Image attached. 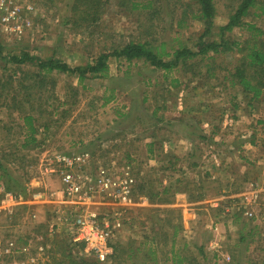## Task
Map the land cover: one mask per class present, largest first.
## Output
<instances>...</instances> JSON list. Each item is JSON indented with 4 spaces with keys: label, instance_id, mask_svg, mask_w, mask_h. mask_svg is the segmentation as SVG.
<instances>
[{
    "label": "rangeland",
    "instance_id": "obj_1",
    "mask_svg": "<svg viewBox=\"0 0 264 264\" xmlns=\"http://www.w3.org/2000/svg\"><path fill=\"white\" fill-rule=\"evenodd\" d=\"M235 1L218 0L216 27L227 23ZM74 3V0H18L21 15L29 25L18 36L0 34L5 57L0 58V75L31 84L32 99L31 104L24 102L21 107L20 102L28 97L25 90L19 95L12 93L20 97L13 99L14 103L11 97L5 102L7 98H1L0 162L6 174L20 179L26 190H55L59 188V179L44 171L46 162L56 153L90 152L102 164L115 161L121 170L129 167L137 184L142 180L155 182L161 177L163 186L170 185L173 189L162 202L152 200L150 193H141L137 185V205L132 213L136 222L132 229L128 227L131 215L116 233L113 245L119 233L124 241H128L125 235L137 239L134 247L147 242L150 237L143 236L144 230L150 229L156 216L152 214L145 227L140 222L146 221L147 214L154 209L176 208L186 224L179 235L181 245L186 242L195 252V246H204L209 264H264V99L249 106L248 98L222 79L227 72L219 70L211 79L183 71L165 75L142 61L128 63L111 58L106 78H88L81 83L77 75L55 72L40 84L36 65L17 66L8 61L12 55L28 53L41 59L58 57L71 67L85 65L138 33L137 16L125 11L118 0H107L100 7L96 23L76 21ZM248 20L264 29V16ZM188 24L177 28L178 32L175 26L174 30L169 26L163 35L160 31L157 36L164 37L170 46L192 45L202 31V24L196 21ZM231 35L243 39L245 33L237 29ZM214 37L217 38L215 34ZM233 59L234 55H230L218 62L228 64ZM174 79H179L181 85L174 86ZM11 87L17 89L18 85ZM164 94H168L165 100ZM107 99L112 100L106 103ZM233 104L240 109L236 111ZM159 105L167 110H158L153 116ZM25 113L35 116L38 142L22 149L17 144L21 146L28 133L23 120ZM161 116L164 119L159 121ZM214 134H220L222 145H218V140L209 141L208 136L213 138ZM202 135L207 139L203 141ZM151 141L156 152L153 156L148 146ZM191 144L193 157L188 155ZM171 162H177L176 166ZM168 166L171 169L165 168ZM179 178L185 180L182 185L178 184ZM6 181L0 170V182L5 188ZM199 183H204L205 189H197ZM218 207L222 210H217ZM46 210L44 207L39 210L38 223L33 222L27 207H22L11 220L0 217V235L31 249L28 254L6 257L1 264L66 262L55 246L60 239L71 244L73 257L112 264V259L101 263L86 253L82 244H72L63 227L49 236L43 225L44 217L49 215ZM235 211L242 213L241 222L234 221ZM148 243L145 250L150 246ZM248 253L255 259L249 261ZM152 259L153 255L142 254L127 264H153ZM157 259L165 264L162 253Z\"/></svg>",
    "mask_w": 264,
    "mask_h": 264
},
{
    "label": "trees",
    "instance_id": "obj_2",
    "mask_svg": "<svg viewBox=\"0 0 264 264\" xmlns=\"http://www.w3.org/2000/svg\"><path fill=\"white\" fill-rule=\"evenodd\" d=\"M74 1L72 10L76 21H92L96 23L95 21L100 14V7L107 0ZM118 2L129 14L137 16V35L130 36L128 40H125L124 43L117 47H113L111 51H103L95 59L85 63V65L71 67L58 57L52 56L41 59L30 56L28 53L12 55L8 61L17 66L27 63L36 65L38 67L37 76L41 79L40 84H44L43 82L46 81L48 75L54 74L55 72L57 74L77 75L81 83L88 78H106L109 75V59L111 58L121 59L128 63L142 61L154 71H162L165 75H169L175 71H183L185 73L190 72L194 76L200 75L206 79H211L217 76V70H219L225 73L227 72V76H224L222 79L228 81L233 89H238L240 94L247 97L249 106L261 102L264 99V29L259 27L254 21L248 20V18L256 19L264 16V0H236L228 14L227 23L219 27H216L218 0H118ZM166 17L169 18V21ZM167 21L168 23H166ZM192 21L202 24V31L198 33V37L193 41L192 45L180 44L170 46L164 37H160L165 33L167 27L170 26L174 30L175 26L176 32H178L177 28L179 30L185 28L189 25L188 22ZM237 29L245 33L243 39L231 35ZM160 31L161 33L159 34L161 35L157 36V33ZM173 32L175 33V31ZM214 34L217 36L216 39ZM171 39L172 41H176L175 37ZM230 55H234L232 62L228 64H224V60H222L223 63L218 62L219 59ZM0 58H5L1 44ZM229 65L230 67H228ZM173 82L176 87L182 83L179 79H174ZM17 85V89L16 87L11 89V86ZM30 85L19 79L16 80L14 77L4 78L0 75V104L2 97L7 98L4 102L10 97L11 101L13 99H19L20 97L12 93L15 92L19 95L21 90H25L26 95H28V97L20 102L21 107L25 105L24 102L31 104ZM40 86L43 87L44 85ZM111 92L114 93V90H111ZM167 95L164 94L163 99ZM110 100L107 99L106 103ZM146 101L147 98L145 97L144 102ZM12 102L14 103L16 101ZM32 107L34 108V106ZM238 107L237 104H233L234 109ZM161 109L167 110L164 105H159L155 108L152 115L155 116L157 111ZM163 119L164 117L161 116L158 120L162 121ZM23 120L28 129V133L21 146L17 144V148L25 149L30 144L33 145V143L38 142V127L35 125L36 119L33 114L25 113ZM258 123H262V121ZM44 127L46 129L49 128L48 125H44ZM201 138L203 141L207 139L205 135H202ZM209 141L211 143L213 142L212 139ZM251 142L255 143L254 140ZM148 146L149 153L153 156L156 153L154 141L149 142ZM194 152L188 155L193 157ZM170 164L176 166L177 162H171ZM165 168L171 169V166ZM0 170H3L7 178V190L26 191V187L21 184L20 179L13 177L10 173H8L9 175L6 174L1 162ZM147 174L150 175V172H147ZM178 180L179 185H182L185 181L182 178ZM161 181V177L155 182L148 180L147 183H144L142 180L140 183L138 182L137 188L143 194L150 193L152 200L157 198L158 201L164 202L167 200L165 198H168L167 195L172 194L171 190L173 189L170 188V185L167 187L163 186ZM199 184L200 186L197 189H205L204 183ZM188 188H191V186ZM176 190H174L173 194ZM217 210L221 211L222 207H218ZM178 211L176 208L154 209L147 214L146 221L140 222L143 227L147 225V220L152 219V214L157 217L153 219L154 221L151 220L154 223L150 229L146 228L144 230L147 234L144 233L143 236L145 238L150 237L148 240L149 243L148 241H142L134 247V244L138 242L137 239L125 235L124 237H128V241H124L122 238H119L121 236L119 233L117 236L118 239L113 245L112 264H127L129 260L138 258L142 254L145 257L149 254L153 255L152 263L160 264V261L157 259L159 253L163 254L164 259L162 262L165 264L169 261L171 264H209L204 246H195L197 250L195 252L186 242L181 245L179 235L183 232L186 224L184 219H182L183 216ZM163 214L166 217H162ZM135 217L136 215L133 214L130 220L131 223L127 224L131 229L132 225L136 222ZM233 218L235 222H241L242 213L235 211ZM244 240L245 237H242L241 241ZM147 243L150 246L145 250L144 245ZM55 246L61 250V255L66 260V262L58 261L57 264H99L97 261L93 262L80 257H73L70 254L71 244L64 239L55 241ZM250 256L251 253H248L247 257L248 259L250 258L249 261L255 259Z\"/></svg>",
    "mask_w": 264,
    "mask_h": 264
},
{
    "label": "built area",
    "instance_id": "obj_3",
    "mask_svg": "<svg viewBox=\"0 0 264 264\" xmlns=\"http://www.w3.org/2000/svg\"><path fill=\"white\" fill-rule=\"evenodd\" d=\"M25 25L29 21L23 19L18 0H0V34L18 36ZM47 162L44 171L59 179V188L19 192L7 190L0 182V217L11 220L27 207L38 223L44 207L49 212L43 223L49 236L63 227L72 244H82L101 263L109 261L113 238L137 205V181L130 168L121 170L115 161L102 164L86 151L56 153ZM23 253H31L29 245L20 247L16 239L0 235V264L6 257Z\"/></svg>",
    "mask_w": 264,
    "mask_h": 264
},
{
    "label": "crops",
    "instance_id": "obj_4",
    "mask_svg": "<svg viewBox=\"0 0 264 264\" xmlns=\"http://www.w3.org/2000/svg\"><path fill=\"white\" fill-rule=\"evenodd\" d=\"M239 109V107L237 108V109H235L236 111ZM172 124V123H171ZM168 127H170V126H168ZM171 128V127H170ZM162 129H165V126L164 127H162ZM170 131H172L173 133H174V131L173 130H171V129H169ZM169 130H163V133H166V132H168ZM220 135V134H219ZM218 134L217 135H215L214 134V136H212L213 138H211V135H209L208 136V139L210 140V139H214L216 142H217V140H218V142H219V140L221 141V140H223L222 138H221V136H219ZM191 140V139H190ZM213 141V140H212ZM193 142V141H192ZM192 145V144H191ZM215 145H217V144H215ZM218 145H222V142H219L218 143ZM194 147H193V145H192V147L190 148V151L188 152L189 154H191V153H193V151H194V149H193ZM90 153V152H89ZM91 154V153H90ZM91 156L94 158V156L91 154ZM96 159V158H95ZM97 160V159H96ZM132 172V171H131ZM133 173V172H132ZM135 178H136V176H135V174L133 173L132 174ZM138 179H139V177H138ZM137 181V180H136ZM58 185H60V181H58ZM45 219H46V217H44Z\"/></svg>",
    "mask_w": 264,
    "mask_h": 264
}]
</instances>
